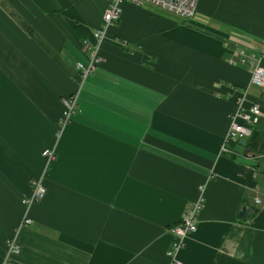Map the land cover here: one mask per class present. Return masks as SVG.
<instances>
[{
  "label": "crops",
  "instance_id": "1",
  "mask_svg": "<svg viewBox=\"0 0 264 264\" xmlns=\"http://www.w3.org/2000/svg\"><path fill=\"white\" fill-rule=\"evenodd\" d=\"M110 3L0 0V264H171V228L202 187L179 260L264 264V97L234 56L264 42V0H199L193 20L124 3L82 83L77 65ZM244 93L262 118L247 147L225 154ZM250 148L258 167L238 162ZM46 150L56 152L47 170ZM43 176L25 226L23 200ZM245 206L256 210L247 219ZM13 238L20 251L8 256Z\"/></svg>",
  "mask_w": 264,
  "mask_h": 264
},
{
  "label": "built area",
  "instance_id": "2",
  "mask_svg": "<svg viewBox=\"0 0 264 264\" xmlns=\"http://www.w3.org/2000/svg\"><path fill=\"white\" fill-rule=\"evenodd\" d=\"M130 3L137 7L153 6L168 13L174 14L186 20H193L198 17V3L199 0H111L110 6L103 16L101 26L93 32V37L96 43L92 47L90 61L87 65L78 63L77 68L81 72L82 83L86 81L91 75L95 73L99 64L102 62L101 48L103 43L107 40L110 30L115 26L122 17V5ZM89 45V42H86ZM234 53L235 57L241 60L242 64L248 66L252 73V86L260 90L261 96L264 97V42L257 47L255 51H250L244 46H240ZM234 63V60L231 61ZM247 93L241 95L237 101L238 116L241 118L240 122H234L226 139V146L223 147L222 152L225 154H232L229 145L237 144L241 140H247L253 132V128L259 124L262 118V110L257 103L250 107L246 106ZM79 108V95L75 94L64 101V128L72 120L73 115ZM47 158L46 170L51 166L55 159V150H46L43 153ZM47 189L44 185V176L37 179L33 183V192L30 197L23 200L26 207V216L24 225H30L32 220L29 217L30 209L41 200L45 198ZM256 204L261 205L262 200L256 199ZM206 205V197L204 195V188H201V196L194 202L190 209H188L180 223L171 228V233L174 238L172 245L168 251L171 259V264H183L179 260L181 251L186 246V241L190 236L195 234L198 230L199 217ZM8 256L18 253L20 246L17 238L10 239L7 242Z\"/></svg>",
  "mask_w": 264,
  "mask_h": 264
},
{
  "label": "water",
  "instance_id": "3",
  "mask_svg": "<svg viewBox=\"0 0 264 264\" xmlns=\"http://www.w3.org/2000/svg\"><path fill=\"white\" fill-rule=\"evenodd\" d=\"M240 145L247 147L248 143L247 140H241ZM258 155L251 149H247L245 154L242 157L238 158V162L250 167H258L259 161L257 160ZM256 213L255 209H251L249 207H243L240 211V217L243 219H247L253 214Z\"/></svg>",
  "mask_w": 264,
  "mask_h": 264
},
{
  "label": "rangeland",
  "instance_id": "4",
  "mask_svg": "<svg viewBox=\"0 0 264 264\" xmlns=\"http://www.w3.org/2000/svg\"><path fill=\"white\" fill-rule=\"evenodd\" d=\"M82 82V81H81ZM80 86H81V84H80ZM78 111V110H77ZM75 114H77V112L75 113ZM74 114V115H75ZM74 115H73V117H74ZM63 120H64V115H62V119H61V121H60V123L58 124V126H57V133H56V136L57 137H59L60 135H61V133H62V131H63V129H64V126H63Z\"/></svg>",
  "mask_w": 264,
  "mask_h": 264
},
{
  "label": "trees",
  "instance_id": "5",
  "mask_svg": "<svg viewBox=\"0 0 264 264\" xmlns=\"http://www.w3.org/2000/svg\"><path fill=\"white\" fill-rule=\"evenodd\" d=\"M256 126H257V125H256ZM256 126H255V127H256ZM252 133H253V135H254V133H255L254 130H253ZM249 138H250V137H249ZM249 138H248L247 140H249ZM239 143H240V142H239ZM239 143H237V144H239ZM248 145H249V143H248ZM248 148H249V147H248ZM250 149H251V148H250ZM253 151H254V150H253ZM254 152H255V151H254ZM255 153H256V152H255Z\"/></svg>",
  "mask_w": 264,
  "mask_h": 264
},
{
  "label": "bare ground",
  "instance_id": "6",
  "mask_svg": "<svg viewBox=\"0 0 264 264\" xmlns=\"http://www.w3.org/2000/svg\"><path fill=\"white\" fill-rule=\"evenodd\" d=\"M249 95V94H248ZM249 97V96H248Z\"/></svg>",
  "mask_w": 264,
  "mask_h": 264
}]
</instances>
